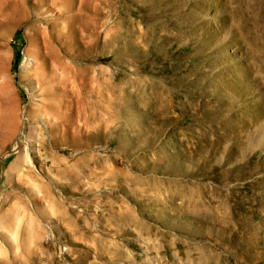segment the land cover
Here are the masks:
<instances>
[{"label": "rangeland", "instance_id": "rangeland-1", "mask_svg": "<svg viewBox=\"0 0 264 264\" xmlns=\"http://www.w3.org/2000/svg\"><path fill=\"white\" fill-rule=\"evenodd\" d=\"M0 264H264V0H0Z\"/></svg>", "mask_w": 264, "mask_h": 264}]
</instances>
